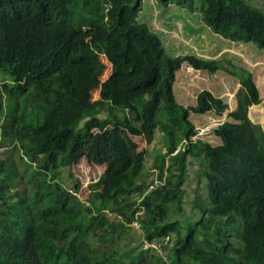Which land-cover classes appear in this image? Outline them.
I'll use <instances>...</instances> for the list:
<instances>
[{"label": "trees", "instance_id": "16d2710c", "mask_svg": "<svg viewBox=\"0 0 264 264\" xmlns=\"http://www.w3.org/2000/svg\"><path fill=\"white\" fill-rule=\"evenodd\" d=\"M141 1L0 0V148L16 144L34 168L23 192L18 170L0 161V264H264V130L248 118L260 90L251 71L230 60L169 56L158 34L138 22ZM157 1L198 9L214 33L264 53V11L248 0ZM104 57L112 64L106 81ZM184 63L213 76L223 69L240 83L231 121L214 129L221 144L195 139L190 117L223 116L229 104L208 90L194 106L177 102ZM84 66L101 86L94 103L73 79ZM158 131L164 145L150 181L133 137L152 144ZM198 158L209 201L196 205L194 222L183 204ZM83 159L106 165L87 200L78 197L80 185L73 192L57 181L61 168ZM175 211L183 219L173 220ZM137 221V253L115 258L109 250H122L123 238L140 230ZM168 250L169 260L160 253Z\"/></svg>", "mask_w": 264, "mask_h": 264}, {"label": "rangeland", "instance_id": "374dc122", "mask_svg": "<svg viewBox=\"0 0 264 264\" xmlns=\"http://www.w3.org/2000/svg\"><path fill=\"white\" fill-rule=\"evenodd\" d=\"M248 2L251 6L264 11V0H248ZM197 5L200 8L201 2H197ZM139 7L138 22L148 25L151 31L158 34L169 56L194 54L202 58L227 59L236 65L248 68L262 97L260 105L249 108L248 118L252 123L260 125L264 130V53L260 48L256 47L252 42H231L220 34L214 33L211 28L205 25L198 9L189 11L176 5L163 6L157 0H142ZM103 60L108 65L106 74L102 77V80L106 81L112 74V64L106 57ZM93 71V67L84 66L74 70L73 74L78 92L92 103L101 99V86H94L90 83ZM203 90L211 91L216 97L224 98L229 104V111L223 116L209 113L206 115L191 114L190 117L199 131L195 139L218 145L222 143V140L214 133V129L224 122L231 121L228 115L238 107L237 94L240 90V83L223 69L217 71L213 76L206 70H196L189 64L184 63L179 73H177V80L174 86L177 102L185 107L194 106L196 105L197 95ZM96 132V134L100 133L98 130ZM133 139L138 143V152L144 151L146 154L143 179L146 177L145 173L150 170L149 173L154 175V177L151 175L149 179H145L151 181L157 176V170L152 169L157 153H150L151 145L146 143L143 137L134 136ZM155 151L157 152L156 148ZM1 160H5L9 166H13L18 170L22 178L21 191L24 192L30 186L29 180L32 179L34 168L27 167L25 160L19 157V150L16 144L8 146V148H0ZM204 167L205 161L203 158L193 159L185 186L186 197L183 206L186 216L194 222L200 217L198 210H196V205L206 204L209 201L207 180L201 174ZM105 170L106 165L90 163L87 159H83L80 164L73 167L61 168L57 181L62 183L65 188L73 190V192L76 184L80 185L81 192L77 193L78 197L87 200L92 194L91 185L100 180ZM154 180H157V178ZM110 218L113 219L114 215L110 214ZM172 218L173 220L183 219V216H179L175 211ZM231 238H236V247L242 248L239 238L235 236ZM141 242V229L132 230L130 237L123 238L122 250L118 251V248L117 250L112 248L109 252H116L115 258H119L118 254L123 255L128 252L131 255H135ZM99 251L103 252L104 250L99 249ZM160 253H163V256L169 260L168 257L171 255V250L166 251V253ZM153 256H155V253L151 252L148 260H151ZM129 261L130 258H125V262Z\"/></svg>", "mask_w": 264, "mask_h": 264}, {"label": "crops", "instance_id": "0c3cea01", "mask_svg": "<svg viewBox=\"0 0 264 264\" xmlns=\"http://www.w3.org/2000/svg\"><path fill=\"white\" fill-rule=\"evenodd\" d=\"M149 145H151V147H150L151 148L150 153H153V154L159 153L161 151V149H162V146L164 145V142H163V133L160 132V131H158V133H157V139L155 140V142H153L152 144H149ZM155 148L157 149V152L155 151ZM152 164H153V160H152ZM153 167H152V169H154ZM148 172H150V170H148Z\"/></svg>", "mask_w": 264, "mask_h": 264}, {"label": "built area", "instance_id": "2783aa9c", "mask_svg": "<svg viewBox=\"0 0 264 264\" xmlns=\"http://www.w3.org/2000/svg\"><path fill=\"white\" fill-rule=\"evenodd\" d=\"M150 189H153V186H151ZM135 223H136L137 227L140 229L141 226H140L139 222L137 221V222H135ZM148 246H154V247H156L157 245H156V244H150V245H148Z\"/></svg>", "mask_w": 264, "mask_h": 264}]
</instances>
